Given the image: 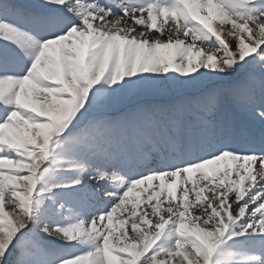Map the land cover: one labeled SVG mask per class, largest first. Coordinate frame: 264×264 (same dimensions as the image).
I'll return each instance as SVG.
<instances>
[{"label": "snow or ice", "instance_id": "obj_1", "mask_svg": "<svg viewBox=\"0 0 264 264\" xmlns=\"http://www.w3.org/2000/svg\"><path fill=\"white\" fill-rule=\"evenodd\" d=\"M0 264H264V0H0Z\"/></svg>", "mask_w": 264, "mask_h": 264}]
</instances>
